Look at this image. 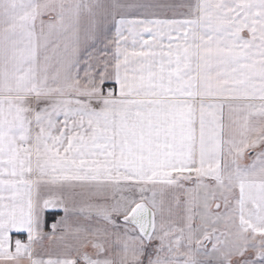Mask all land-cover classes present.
<instances>
[{
	"label": "snow or ice",
	"instance_id": "obj_1",
	"mask_svg": "<svg viewBox=\"0 0 264 264\" xmlns=\"http://www.w3.org/2000/svg\"><path fill=\"white\" fill-rule=\"evenodd\" d=\"M0 264H264V0H0Z\"/></svg>",
	"mask_w": 264,
	"mask_h": 264
},
{
	"label": "crops",
	"instance_id": "obj_2",
	"mask_svg": "<svg viewBox=\"0 0 264 264\" xmlns=\"http://www.w3.org/2000/svg\"><path fill=\"white\" fill-rule=\"evenodd\" d=\"M54 213H57V217L63 214V213H62L61 211H59V210L54 211ZM46 230H49V229H46ZM21 238H22V239H26V235L22 236Z\"/></svg>",
	"mask_w": 264,
	"mask_h": 264
},
{
	"label": "trees",
	"instance_id": "obj_3",
	"mask_svg": "<svg viewBox=\"0 0 264 264\" xmlns=\"http://www.w3.org/2000/svg\"><path fill=\"white\" fill-rule=\"evenodd\" d=\"M55 216H57V213H53ZM51 217H49V219H50Z\"/></svg>",
	"mask_w": 264,
	"mask_h": 264
}]
</instances>
